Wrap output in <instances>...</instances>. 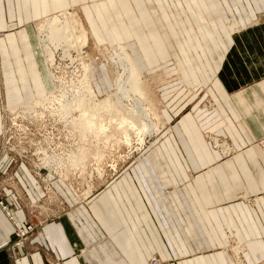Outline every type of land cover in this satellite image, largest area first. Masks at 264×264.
<instances>
[{
	"label": "crops",
	"instance_id": "obj_1",
	"mask_svg": "<svg viewBox=\"0 0 264 264\" xmlns=\"http://www.w3.org/2000/svg\"><path fill=\"white\" fill-rule=\"evenodd\" d=\"M65 12L93 43L124 44L142 73L159 76L163 127L81 201L72 178L41 173L56 206L45 211L41 176L0 153V202L11 217L0 207V264H236L231 242L244 264L260 263L264 0H0V128L3 110L52 93L34 26ZM218 139L230 156L213 149ZM30 222L15 247L14 229Z\"/></svg>",
	"mask_w": 264,
	"mask_h": 264
},
{
	"label": "rangeland",
	"instance_id": "obj_2",
	"mask_svg": "<svg viewBox=\"0 0 264 264\" xmlns=\"http://www.w3.org/2000/svg\"><path fill=\"white\" fill-rule=\"evenodd\" d=\"M73 14L74 13H71V15ZM74 18L75 20L77 19V21H79L76 15L74 16ZM58 19H60L61 22L64 20V17L62 16V14H60V17L58 16ZM79 24H80V27L82 28V31L84 30L85 34L87 35L86 36L87 40H86L85 45H82L78 51L70 50L69 53L67 54L65 53V55L59 50L55 51L53 54V58L51 59L49 58V53L53 52L52 49H49L50 51L44 49V52H43L44 55L42 54V60H43V63L47 71L49 72L51 85H53L52 93H50L49 95L54 96L55 91H57L56 88L58 89V86H59L58 82L56 83L53 82L52 76H54L56 77L55 80L59 81L60 87H62V90H61L62 96H61V92H59L60 97L69 98L70 101H72L73 99L76 100L77 98L79 99L84 98L87 101L90 99V102L92 103V104L85 103L84 104L85 108L80 109L81 111L80 110H73L74 112L71 111L75 115V118H71V123L74 124V119H76L78 116L80 118L81 112L89 108V111L85 113L89 116V112H90V116H89L91 117L90 120L94 121V127L92 128L91 131L89 129L90 124L88 125L90 120H88L89 122H83V121H80V119L78 118V121L72 127L70 126L68 129L74 135L61 134V135H54V136L49 135V137H47V139L49 138V139L59 142L62 146L70 144L73 147L72 148V158H73V161L76 162V167L70 168L68 166L64 170L66 172L65 174L66 177L64 174H62V176H59L56 173L57 175L56 174L55 175L63 179L72 178L73 179L72 182L70 184H67L68 189L73 194V196L76 198H80V196H83L85 192H88L83 198H81V199H85L89 193H93L94 191L100 189L102 185H104L105 183H107V181L113 178L116 175V173L120 171V168H123V166L127 162L129 161L132 162L133 160L135 161V159L137 158V155L143 153L146 147H148V145L151 144V142L154 140L155 134L144 137L142 146L136 143L138 142V140L137 141L135 140L136 138H132L131 143L126 144V145L121 140L122 135L120 134V130L117 128L116 124L120 123L118 122V120L120 118H123V116L130 115V113L128 114L127 112L129 111L128 110L129 104L131 102H128V104H126L125 100H123L122 104L119 105L118 101L116 100L117 96L115 95L116 91L114 90L115 89L114 82L117 80V77L122 72L120 66L115 64L116 60H115V55H114L115 54L114 48L116 47V45L115 46L96 45L89 39L88 32L85 30V28H83L84 26L80 22ZM34 27H35L38 46L39 48H40V45H42L43 47V39L47 35L46 29L44 27V23L41 22L39 25L40 32L37 31L38 30L37 24ZM76 28L78 27L76 26ZM76 28L75 30L78 33L76 35L78 37H81L82 32ZM39 39H40V42H39ZM117 45H124V44L119 43ZM85 61H89V62L85 63ZM84 63L86 65H88V63L92 65V71L90 73L87 72L85 74V70L83 69L85 65ZM71 68H73V70ZM142 74L144 75V78L148 81L147 82L148 85H150L148 86V90L146 88L144 90L146 92V96L148 94V99H149L147 102H145L146 104H144V108L146 109L148 108L147 112L149 114L148 115L149 122L158 123L160 124L161 127H163L162 117H161V114L159 113L160 103H159V100L157 98V95L153 87V84L158 79L159 80L161 79L159 78L158 75L154 76L151 74H148V75L145 73H142ZM85 75L87 76L89 81H85V82L83 81L84 80L83 78ZM55 84L57 85V87L54 86ZM84 85L89 87V91H87ZM96 85H98V87ZM95 88L96 89L98 88L99 91L101 92L100 93L97 92L98 90H96ZM78 90H80V93H81L80 96L79 97L73 96V94H75V92ZM49 95L43 98H40L34 102H31L29 104H26L23 107L26 108L29 106L28 109H31L32 111H34L35 108L39 107L35 105L37 104L35 102L39 100H41L40 102H44L42 100H46L47 97H49ZM104 101L108 103L100 104V102H104ZM87 104L89 105L86 106ZM106 104H108V106ZM203 105L206 108L211 107L210 103L207 100L203 101ZM110 106L112 107L110 108ZM18 107H22V106H18ZM106 107H108V109ZM39 110L40 108L37 109V111ZM153 116H156L157 119ZM64 120L65 122H68V119H64ZM28 121H30L33 124L32 120H28ZM35 121L37 123L39 122L38 120H35ZM41 123L43 124V126H45V129H47V131L54 128V123H52V121L49 120L48 116H46L45 121H41ZM59 123L60 125L58 127L59 128L58 131L60 132L61 131L63 132V130L66 131L67 130L66 128L68 127L64 126V121H60ZM100 125L104 129L107 127L108 132L106 133V136L102 134L101 132H99ZM80 128L83 129L84 133L81 132ZM161 130L162 128L160 129V132ZM129 133H131V131H129ZM83 134L85 136L84 138L81 136ZM107 138L108 140H110L109 142ZM212 138L213 137H209L207 138V140L211 141ZM44 141L45 139H43V142ZM213 142L215 144V140H213ZM45 144H48V142H45ZM220 144L226 145V150L228 151L231 149H230V146L225 141L219 140V143L217 144L218 146L217 147L215 146L213 149L217 150L218 153L223 157L224 153L222 150V146ZM262 144H264V141L262 142ZM211 146L213 147V145ZM229 152H230L229 154L230 156L232 154V151H229ZM12 157L18 160L16 156H13V154H12ZM48 172L43 171V174L56 177L51 173V171L49 173ZM43 174H41V178L43 179L42 184H43L44 199H48V200L44 201L41 207L45 211L46 209L51 210L52 208H56V206L54 203L52 204V202L50 201L51 200L50 199L51 189L47 185L48 183L47 177L44 176ZM87 178H91L95 181L92 182L93 184L92 183L82 184L81 181ZM96 178L101 179L102 184L99 183ZM32 209L34 208L32 207ZM48 219H50L48 215L41 217L37 221L33 218L34 223L36 224H41L47 221ZM30 225L32 226L33 222L32 223L30 222ZM32 232L27 236V239L28 237H30ZM232 245L234 246L233 249L231 248ZM239 246H240L239 244L231 242L229 244V247L226 249V251L231 257V260H232V257L234 258L236 256L235 258L236 264L237 263L244 264L242 261V254L244 252V249ZM263 263H264V259L261 260V262L258 264H263ZM150 264H159V261L157 259H152L150 261Z\"/></svg>",
	"mask_w": 264,
	"mask_h": 264
},
{
	"label": "bare ground",
	"instance_id": "obj_3",
	"mask_svg": "<svg viewBox=\"0 0 264 264\" xmlns=\"http://www.w3.org/2000/svg\"><path fill=\"white\" fill-rule=\"evenodd\" d=\"M62 16L64 17V20L62 22L60 21V19H58V16H54L51 19H47V20L43 21L44 27H45L46 32H47V35L43 39V50L44 49L45 50L52 49L53 52L49 53L50 59L53 58V54L55 51L59 50L65 55V53L66 54L69 53L70 50H77L78 51L82 45L86 44V40H87L86 36L87 35L85 34L84 30L82 31V28L80 27L79 21H77V19L75 20V18H74L75 15L74 14L71 15L70 12H65L64 14H62ZM76 26L78 28H76ZM74 27L82 32L81 37H78L76 35L78 33ZM114 50H115L114 55H115V60H116L115 64L119 65L121 68V71H122L121 74L117 77V80L115 79L116 81L114 82V84H115L114 90L116 91L115 95L117 96L116 100L118 101L119 105L122 104L123 100H125L126 104H128V102H131L129 104V109H128L129 111L127 112L128 114L130 113V115L123 116V118H120L118 120V122H120V123H118L116 125H117V128L120 130V134L122 135L121 140L125 143V145L130 144L132 141V138H136L135 140L136 141L138 140V142H136V143L142 146L144 137H146L148 135H152V134L156 135L160 132V129L162 128L160 126V124H158V123H150L149 122V119H148L149 114L147 112L148 108L147 109L144 108V104H146L145 102H147L149 100L148 94L146 96V92L144 90H145V88L148 90V86H150V85H148V83H147L148 81L144 78V75L142 74V72L136 67L135 63L133 62V60L129 56L127 46L116 45ZM87 62H89V61H85V63H87ZM85 65L83 67V69L85 70V74L87 72L90 73L92 71V65L89 63H88V65H86V67H85ZM71 69L73 70V68H71ZM55 79H56V77L52 76L53 82L54 83L58 82V85H59L58 89L56 88L57 91H55V95L54 96L49 95V97H47L46 100H42L44 102H40L41 100L35 102V103H37L35 105L39 106V107L35 108L34 111H32L31 109H28L29 106L24 108V110L29 115L30 118H34L35 120L40 119V121H45L46 116H48V117L52 118L59 125H60V123H59L60 121H64V126L68 127V128H66L67 130L65 131L66 132L65 134L66 135H74L68 129L70 126L72 127L78 121L79 116L76 119H74V124H72L71 118H75V115L71 111L80 110V109L85 108L84 104L85 103L90 104L91 103L90 99L87 101L84 98H82V99L77 98L76 100L73 99L72 101H70L69 98L60 97L59 92H61L62 87H60L59 81H56ZM83 79H84L83 80L84 82L89 81V79L87 78L86 75L84 76ZM54 86L57 87L56 84ZM85 87H86L87 91H89V87H87V86H85ZM80 94H81L80 90H78L75 92V94H73V96L79 97ZM61 96H62V92H61ZM38 102H40V103H38ZM42 103H44V104H42ZM104 103H108V102H105V101L100 102V104H104ZM89 104H87L86 106H88ZM106 105L108 106V104H106ZM111 107L112 106H110V108ZM38 108H40L39 111H37ZM106 108L108 109V107H106ZM88 111H89V108H87V110H83L81 112V115H80L81 117L79 118L80 121L89 122L88 120H90L91 117H89L90 112H89V116L86 114ZM91 116H92V114H91ZM153 117H155L157 119L156 116H153ZM64 119H68L69 124H68V122H65ZM85 120H87V121H85ZM88 125H89V129L91 131L92 128L94 127V121L90 120ZM80 130L82 133H84L82 128H80ZM128 130L131 131V133H129ZM99 132H101L102 134H104L106 136L108 129H107V127L104 129L100 125ZM81 136L83 138L85 137L84 134ZM46 140L47 139L45 138L44 143L47 142ZM107 140H108V138H107ZM109 141L110 140H108V142ZM218 143H219V141L215 140L214 145L217 147ZM221 146H222V150L224 153L223 155L225 157L229 156V154H230L229 151H231V150H229V151L226 150V145H224V144H222ZM263 147H264V144H263ZM65 153L68 155V160L67 161L65 160V162H63L59 158V164H58L59 170L56 171L59 176H62V174H64V175L66 174V172L64 170L68 166L70 168L76 167V162H74L73 158H72V150L70 151V155H69V149H67ZM225 153H226V155H225ZM49 172H50V170H49ZM65 177H66V175H65ZM89 179H91V178H89ZM90 183H92V182H90ZM86 193H88V192H85L83 194V196H80V198H78V200H80V201L83 200L81 198H83L86 195ZM235 258H236V256H235Z\"/></svg>",
	"mask_w": 264,
	"mask_h": 264
},
{
	"label": "built area",
	"instance_id": "obj_4",
	"mask_svg": "<svg viewBox=\"0 0 264 264\" xmlns=\"http://www.w3.org/2000/svg\"><path fill=\"white\" fill-rule=\"evenodd\" d=\"M48 118L54 123V128L47 131L40 119L37 123L33 118L29 117L24 107L3 110L0 128V153L10 156L13 154L18 160L26 161L33 168L37 176H41L43 171L48 172V170L55 175L56 171L59 170V158L63 162L67 161L68 155L65 152L69 149L70 155L73 147L70 144L62 146L57 141L47 139L49 135L54 136L66 133L63 129V132L58 131L59 124L50 119V117ZM28 120H32L33 124ZM45 138L48 144L43 142ZM0 207L11 221L6 207L1 202ZM32 230L33 226L30 223H26L21 228H15L13 232L15 238L14 246H21L27 240V236Z\"/></svg>",
	"mask_w": 264,
	"mask_h": 264
}]
</instances>
